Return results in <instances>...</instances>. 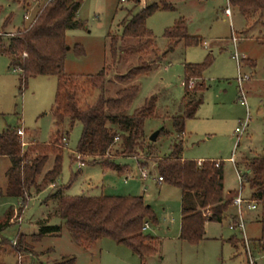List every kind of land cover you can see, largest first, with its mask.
<instances>
[{
  "label": "rangeland",
  "instance_id": "374dc122",
  "mask_svg": "<svg viewBox=\"0 0 264 264\" xmlns=\"http://www.w3.org/2000/svg\"><path fill=\"white\" fill-rule=\"evenodd\" d=\"M49 1L0 0V30L15 33L28 26ZM80 2L77 19L83 26L67 31L70 51L65 66L67 74L74 76L77 83L81 108L93 104L101 94L113 96L119 89L139 85L140 91L130 112L142 107L147 99L156 98L155 114L146 120L145 132L150 141L154 132L164 130L154 141L159 155L164 156L176 141V134L166 135V132L175 133L172 118L182 115L185 110V65L201 63L210 54L213 62L204 72L203 79L192 80V87L199 81L204 82L207 89L196 116L186 120L182 156L198 163L204 160L223 163L225 190L232 191L234 195L239 193L242 187L238 172L244 176L249 160L264 151V16L256 12L244 15L231 4L232 16L229 18L224 12L227 7L224 0ZM151 2L171 4L174 8L158 10L147 19V27L154 35L149 47L142 46L141 51H127L126 47L142 43L136 39L121 42L126 53H122L121 61L115 67L110 53L111 38L123 35L122 21L130 10L134 14ZM26 13L28 18H25ZM176 25L185 27L189 35L202 38V42L187 46L178 37L168 38L166 31ZM205 41L207 46L204 45ZM75 44L85 48L84 56L75 54ZM236 49L241 55L242 73L249 76L243 82L248 106L240 103L238 62L232 56ZM143 60L153 62L149 71L129 82L116 80L117 74H125ZM10 63V56L0 55V133L7 128L21 127L24 145L31 139L53 141L56 128L52 108L58 90V78L42 75L32 77L24 86L22 72L11 67ZM253 63L255 66H251ZM104 66L109 70L107 79L111 84H107L109 86L105 90L87 84L89 75L98 73ZM246 120L249 125L241 133L236 132V128L241 127V123ZM68 127L67 122L60 125L61 136H64ZM82 129V124L76 123L69 138L65 136L62 141L66 147L59 185L49 186L40 193L32 190L25 207L18 198H0V222L12 216L11 224L0 233V242L5 241L4 249L9 254L5 257L6 264H52L63 256H76V264H143L140 257L128 247L109 238L98 240L94 247L99 246L101 254L91 259L71 239L62 220L50 215L55 212L58 203L48 199V196L59 188L71 196L143 197L152 206L158 219L156 224L149 223L145 233L160 239L158 255L153 256L147 264H264V253L255 247L261 235L260 223L255 221L259 208L249 210L248 203L243 204L241 215L246 225L244 233L230 229L229 221L209 222L206 225L207 239L197 245L180 242L181 190L165 182L159 183L155 159L146 158L143 152L137 158L123 157L115 161L118 165L127 166L129 172L119 173L103 168L91 158L76 154ZM72 157L77 158V161H73ZM52 162L51 159L46 170ZM141 162L148 165L145 167L148 173L145 179L141 176ZM10 166V159L0 155V188L3 190L7 187ZM242 193L250 200L251 193L246 183ZM43 219H47L49 225L61 226V234L45 235L41 241L33 242L32 235L40 232L38 222ZM23 233L32 247V253L12 250L14 241ZM235 235L239 240L237 246L230 242V238Z\"/></svg>",
  "mask_w": 264,
  "mask_h": 264
},
{
  "label": "trees",
  "instance_id": "16d2710c",
  "mask_svg": "<svg viewBox=\"0 0 264 264\" xmlns=\"http://www.w3.org/2000/svg\"><path fill=\"white\" fill-rule=\"evenodd\" d=\"M127 1L136 3L141 0ZM230 4L244 15L256 12L264 16V0H230ZM80 7V0H50L28 26L15 33L0 30V55L11 57L10 66L22 72L24 86L29 78L41 75L55 76L59 82L52 108L56 128L53 141L40 142L31 139L24 145L17 133L19 127L7 128L0 133V155L11 161L7 171V187L5 190L0 188V198H18L25 207L28 198L32 196V190L40 193L49 186H57L63 170L66 147L62 141L65 136L69 138L70 131L79 122L83 129L76 154L91 158L103 168L125 173L128 167L118 165L115 161L123 157L137 158L143 152L146 158L155 159L158 177L163 178L162 182L181 190L182 218L179 239L182 242L199 244L205 239L207 222L229 221V227L231 223L237 226L240 216L234 198L225 190L223 163L219 166L206 160L198 163L182 156L186 120L196 116L207 89L204 82L198 81L194 87L190 86V82L193 79H203L204 72L212 65L211 55L201 63L185 65V110L182 115L172 118L175 133L166 132V135L176 134V141L171 144L168 154L160 156L154 142L148 140L145 132L146 120L155 114L156 98L147 99L142 107L130 112L139 94V85L133 84L119 89L113 96L101 94L93 104L85 109L81 108L77 97V83L74 76L67 74L65 66L70 51L67 31L83 26L77 19ZM173 8L171 4L151 2L134 14L130 10L129 15L122 21L123 35L111 38L110 53L115 67L119 65L121 55L126 50L141 51L142 46L149 47L152 44L154 35L147 27V19L158 10ZM165 35L168 38L178 37L187 46L202 42V38L189 35L187 29L179 25L168 29ZM125 39H136L142 44L126 47L125 50L121 43ZM73 50L78 56L86 54L81 44H75ZM143 61L140 65L132 66L125 74H117L116 80L129 82L149 71L153 62ZM251 65L255 66V63ZM108 72V68L104 66L98 73L89 75L87 84L105 90L110 83L107 79ZM66 122L69 127L64 136H61L60 125ZM159 131V135L164 133L163 129ZM114 147L116 151H113ZM51 159L53 162L46 170ZM72 160L77 161V158L72 157ZM139 164L141 168L148 167L146 162ZM243 178L242 189L246 183L251 193L250 200L259 208L255 221L260 223L261 235L255 247L264 253V151L260 156L249 160ZM48 199H54L58 203L55 212L50 215L62 220L71 239L83 249H89L100 239L109 238L128 247L140 257L143 264L148 258L157 255L160 239L146 234L144 226L146 223L156 224L158 219L152 206L143 197L71 196L65 194L63 188H59ZM11 219L12 216L9 215L5 221L0 222V233L11 224ZM48 223L47 219L38 222L40 232L32 235L33 242L41 241L45 235L61 234V226ZM230 242L237 246L239 240L235 235L230 238ZM5 245V241L0 242L1 254L6 251ZM12 250L32 253V247L24 234L17 237ZM76 262V256H63L52 264ZM0 264L6 262L0 260Z\"/></svg>",
  "mask_w": 264,
  "mask_h": 264
},
{
  "label": "built area",
  "instance_id": "2783aa9c",
  "mask_svg": "<svg viewBox=\"0 0 264 264\" xmlns=\"http://www.w3.org/2000/svg\"><path fill=\"white\" fill-rule=\"evenodd\" d=\"M127 0H122V2H126ZM227 4V7L225 8L224 12L225 15L227 17H231L232 16V12H231V4H230V0H224ZM25 18H28L27 13L25 14ZM234 41H236V38H234ZM232 56L237 60L238 62V69H239V77H238V81L240 84V91H241V96H240V103L244 106H248V103L246 101V92L243 88V82L247 81L249 79V76L246 74L242 73V61H241V55L239 54V52L237 51V49L232 53ZM191 84H193V81L190 82V86ZM192 87V86H191ZM249 125L248 120H246L245 122L241 123V127H237L236 128V132L241 133L247 126ZM18 135L21 137L24 135V131L22 128H18L17 130ZM202 161H200L199 163H201ZM216 166H219V163H216ZM142 176L144 178L148 177V173L143 170L142 171ZM239 179L241 181V184L244 182V178L241 174H239ZM158 181L162 182L163 178L162 177H158ZM244 203H248L247 204V208L249 210H255L257 209V204L251 200H248V198L243 196L242 193V188L240 190V192L234 197V204L238 207L239 209V224L237 226H235L233 223L230 224V229L232 230H238L242 233H244L245 231V220L243 219L242 215H241V208L243 206ZM149 228V224L146 223L144 226V230H147ZM252 264H254V262H252Z\"/></svg>",
  "mask_w": 264,
  "mask_h": 264
},
{
  "label": "crops",
  "instance_id": "0c3cea01",
  "mask_svg": "<svg viewBox=\"0 0 264 264\" xmlns=\"http://www.w3.org/2000/svg\"><path fill=\"white\" fill-rule=\"evenodd\" d=\"M173 7H174V5H172ZM204 45L205 46H207V42L205 41L204 42ZM252 66V65H251ZM183 85H184V82H183ZM19 128H21V127H19ZM141 170V176H142V171L143 170H145L146 171V169L145 168H141L140 169ZM130 170L128 169V171L127 172H129ZM147 172V171H146ZM238 174H240L239 172H238ZM142 178H144L143 176H142ZM145 179V178H144ZM157 180H158V178H157ZM159 183H161V182H159ZM60 184V182L58 183V185ZM230 196H232L233 198L238 194H236V195H234L233 194V192L232 191H226ZM181 218H182V216H181ZM2 222V221H1ZM11 222H12V220H11ZM207 223H209V222H207ZM207 223H206V225H207ZM206 228V227H205ZM24 234V233H23ZM208 237H207V232H206V235H205V239H207ZM204 239V240H205ZM178 240L180 241V242H182L180 239H179V237H178ZM98 242V241H97ZM97 242H95L89 249H83L82 248V250L83 251H85L86 253H88V256L91 258V259H93V258H98L99 256H100V254H101V248H99V246H95L94 247V245L97 243ZM159 247H160V245H159ZM96 248H97V250H96ZM96 250V251H95ZM158 251H159V248H158ZM158 255V254H157ZM7 256H9V254H8V251H5V253H3V254H1V257H0V260H3V261H5L6 262V260H5V257H7ZM161 259H163V257H160ZM152 259V257L151 258H148L146 261H145V263L144 264H147L148 263V261L149 260H151Z\"/></svg>",
  "mask_w": 264,
  "mask_h": 264
},
{
  "label": "water",
  "instance_id": "95a60500",
  "mask_svg": "<svg viewBox=\"0 0 264 264\" xmlns=\"http://www.w3.org/2000/svg\"><path fill=\"white\" fill-rule=\"evenodd\" d=\"M68 49H70V47H68ZM159 134H160V131H156V132H154L151 136H150V141H156L157 140V138H158V136H159Z\"/></svg>",
  "mask_w": 264,
  "mask_h": 264
}]
</instances>
